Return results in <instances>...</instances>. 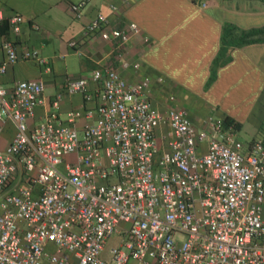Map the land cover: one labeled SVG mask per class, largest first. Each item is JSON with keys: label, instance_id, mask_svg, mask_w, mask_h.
I'll return each mask as SVG.
<instances>
[{"label": "built area", "instance_id": "1", "mask_svg": "<svg viewBox=\"0 0 264 264\" xmlns=\"http://www.w3.org/2000/svg\"><path fill=\"white\" fill-rule=\"evenodd\" d=\"M89 1L72 4V16ZM4 21L0 8V75L21 60L50 73L39 51L20 53L4 37ZM24 23L12 15V33ZM137 34L135 23L112 25L102 13L86 29L116 42L119 58ZM70 48L81 53L78 41ZM151 83L112 68L68 78L34 127L44 81L0 86V134L15 127L0 150V264H264V139L246 143L215 116L198 128L183 110L161 113ZM77 95L83 108L62 116L64 98ZM114 235L122 242L107 253Z\"/></svg>", "mask_w": 264, "mask_h": 264}, {"label": "crops", "instance_id": "2", "mask_svg": "<svg viewBox=\"0 0 264 264\" xmlns=\"http://www.w3.org/2000/svg\"><path fill=\"white\" fill-rule=\"evenodd\" d=\"M80 1L0 0L5 15L4 37L14 41L20 53L39 51L52 68L45 73L35 61L21 60L0 75V86L8 91L22 80L44 81L46 102L37 107L35 117L29 121L31 127L43 122L51 108L49 100L64 91L68 78L90 77L96 69L112 68L132 83L149 77L150 101L149 94L155 88L168 93L178 90V98L188 100L191 95H199L208 113H203L205 120L209 116H229L241 124L239 134L246 123L252 124L257 133L264 130V42L231 48L232 60L217 70L215 81L207 88L221 48L223 24L232 22L246 29L264 26V0H90L82 16L74 18L70 6ZM110 3L118 6L116 12L110 10ZM99 13L112 25L138 26L139 34L131 37L123 58L118 57L122 49L116 42L86 35L87 26ZM14 14L25 18L19 35L12 33L9 25ZM72 41L80 43V54L70 48ZM4 60L0 53V65ZM89 84L96 100L86 107L94 108L98 97L93 83ZM156 100L151 103L158 108L162 100L159 96ZM83 106L82 96H66L59 112L63 116ZM78 125L81 128L83 120ZM14 135L15 127L8 122L1 128L0 150L11 143ZM257 139H264V135L250 142Z\"/></svg>", "mask_w": 264, "mask_h": 264}, {"label": "rangeland", "instance_id": "3", "mask_svg": "<svg viewBox=\"0 0 264 264\" xmlns=\"http://www.w3.org/2000/svg\"><path fill=\"white\" fill-rule=\"evenodd\" d=\"M139 82L140 81H136L134 83H139ZM177 92L178 90H175V89L171 90V93H168V92H163L160 88L159 89L155 88L153 89L152 93L149 94V97L151 101L155 104V102L157 103L158 101L156 100V96H159V99H161L162 101L160 103L158 102V108L155 107L153 103L152 104L161 113H166L170 109L183 110L188 114V116L191 118V120H193L194 124L198 128H202L204 126V120L206 118V117H203V113L205 114L204 116H208V113H206V111L203 109V106H204L202 104L203 98H201V96L199 95H191L192 99H190L191 100L190 101L184 97L178 98V96L180 95H178ZM36 112H37V109H36ZM252 132L254 134H252ZM260 132H263L262 135H260ZM256 133H257V130L253 128L252 124L246 123L244 125L243 130L239 134V138L242 141L250 142L252 139L256 137H262L264 135V130L259 131L257 134ZM122 239H123V236H120V235H114L113 237H111L107 242L106 252L108 253V251H110L112 248L121 244ZM131 264H134V263L131 262Z\"/></svg>", "mask_w": 264, "mask_h": 264}, {"label": "trees", "instance_id": "4", "mask_svg": "<svg viewBox=\"0 0 264 264\" xmlns=\"http://www.w3.org/2000/svg\"><path fill=\"white\" fill-rule=\"evenodd\" d=\"M258 42H264V26L246 29L232 22H225L222 27L221 48L212 64L211 77L207 88L215 81L217 70L232 60L231 48L243 47ZM222 120L225 126H232L237 132L241 130V124L235 119L226 116Z\"/></svg>", "mask_w": 264, "mask_h": 264}]
</instances>
